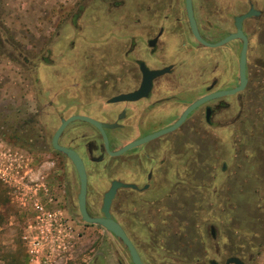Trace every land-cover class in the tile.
Wrapping results in <instances>:
<instances>
[{"label":"flooded vegetation","instance_id":"obj_1","mask_svg":"<svg viewBox=\"0 0 264 264\" xmlns=\"http://www.w3.org/2000/svg\"><path fill=\"white\" fill-rule=\"evenodd\" d=\"M73 7L48 26L41 47L28 55L12 47L30 81L28 99L11 105V135L27 132L28 139L26 149L15 143L28 155L20 172L59 206V231L88 242L117 238L81 218L78 170L52 146L54 131L67 121L56 143L81 162L85 213L102 217L104 196L116 183L108 217L142 264H234L226 263L230 257L247 264L239 236L232 250L214 224L195 234L194 216L180 205L193 204L196 190L225 174V162L217 166L208 145L222 140L227 127L228 135L240 133L256 106L264 83V0H76ZM244 41V86L200 101L169 129L195 101L239 85ZM94 241L90 264H101ZM117 243L106 245L111 264H132Z\"/></svg>","mask_w":264,"mask_h":264},{"label":"rangeland","instance_id":"obj_2","mask_svg":"<svg viewBox=\"0 0 264 264\" xmlns=\"http://www.w3.org/2000/svg\"><path fill=\"white\" fill-rule=\"evenodd\" d=\"M75 1L0 0V264H90L91 240L98 245V261L111 264L106 245H118L117 238L113 242L107 235L89 237L88 242L86 237L59 231L63 228L59 206L48 201L41 185H32L28 172H20L26 169L22 165L28 155L15 143L26 149L27 132L19 139L11 135L12 102L27 100L30 84L29 73L12 47L26 55L41 47L48 26L74 11ZM89 5H93L91 1ZM259 73L264 76V69L259 68ZM255 105L248 119H243L240 133L233 129L228 135L227 127L222 140L208 145L207 153L215 164L225 162V174L211 178L215 186L211 184L198 194L196 190L195 202L180 208H186L182 211L185 215L194 216L190 228L195 234L203 232L208 223L214 224L225 233L226 245L228 238L232 240V250L236 236L241 238V257L247 264H264V83L259 86ZM198 148L202 152L203 147ZM34 203L42 210L35 209ZM91 226L100 229L97 224Z\"/></svg>","mask_w":264,"mask_h":264},{"label":"water","instance_id":"obj_3","mask_svg":"<svg viewBox=\"0 0 264 264\" xmlns=\"http://www.w3.org/2000/svg\"><path fill=\"white\" fill-rule=\"evenodd\" d=\"M187 8H188V4H187ZM189 14V12H188ZM193 30V34L194 36L196 37V39L198 41H200L201 43L203 44H206V42H204L197 34L195 28H192ZM234 36V34H231L225 38H223L220 42L216 43L215 45H219L221 43H224L225 41L229 40L230 38H232ZM244 54H245V41L243 43V46H242V49H241V52H240V58H239V66H238V69H239V77H240V83L239 85L236 87V88H232V89H229V90H226V91H222V92H216V93H212V94H209L197 101H195L192 105H190V107H188V109H186L184 111V113L182 114V116L179 118V120L173 125L171 126L169 129L175 127L178 125V123L181 121V119L183 118V116L185 115V113L192 109L194 106H196L200 101L206 99V98H209V97H213V96H216V95H219V94H222V93H227V94H230V93H233L234 91L238 90V89H241L244 84H245V78H244ZM67 121H62L61 124L56 128V130L54 131L53 133V136H52V146L56 149H59V150H62L64 152L67 153V155L70 157V159L72 160V162L74 163L76 169L78 170V173L80 175V178H81V189H80V194H79V203H78V208H79V212H80V215H81V218L84 222H87V223H97L99 225H101L102 227H104L106 230L112 232L117 238L118 240L126 247L127 249V252L130 256V260L132 262V264H142L136 251H135V248L134 246L132 245V243L130 242V240L127 238V236L125 235V233L123 232L122 228L118 225V223H116L115 221H113L112 219H110L108 217V212H107V209H108V203H109V200L113 194V191H114V188L116 186V183H113L110 187V189L108 190V192H106L105 196H104V199H103V204L101 206V212L103 213V216L102 217H95V218H92V217H89L85 211H84V205H83V192H84V179H83V171H82V165H81V162L80 160L76 157V155L71 151V150H68L66 148H63L61 146H59L57 143H56V138L59 134V132L61 131V129L63 128V126L65 125ZM126 146L122 147L121 149L117 150L115 153H119L121 152L122 150L125 149ZM234 263V264H244L240 259L238 258H235V257H230L226 260V263Z\"/></svg>","mask_w":264,"mask_h":264},{"label":"built area","instance_id":"obj_4","mask_svg":"<svg viewBox=\"0 0 264 264\" xmlns=\"http://www.w3.org/2000/svg\"><path fill=\"white\" fill-rule=\"evenodd\" d=\"M34 207H35V209H37V210H39V211L42 210V206L38 205L37 203H34ZM49 215H50V214L47 213V216H49Z\"/></svg>","mask_w":264,"mask_h":264}]
</instances>
